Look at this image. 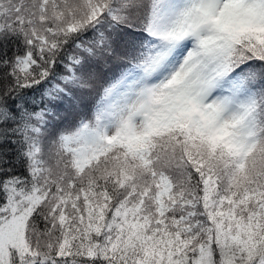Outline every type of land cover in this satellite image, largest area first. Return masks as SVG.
Instances as JSON below:
<instances>
[{"label":"snow or ice","instance_id":"obj_1","mask_svg":"<svg viewBox=\"0 0 264 264\" xmlns=\"http://www.w3.org/2000/svg\"><path fill=\"white\" fill-rule=\"evenodd\" d=\"M0 264H264V0H0Z\"/></svg>","mask_w":264,"mask_h":264}]
</instances>
